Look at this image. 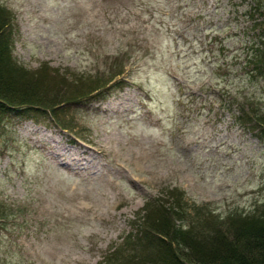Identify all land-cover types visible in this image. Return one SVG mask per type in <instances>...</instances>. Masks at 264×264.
<instances>
[{"label":"rangeland","instance_id":"1","mask_svg":"<svg viewBox=\"0 0 264 264\" xmlns=\"http://www.w3.org/2000/svg\"><path fill=\"white\" fill-rule=\"evenodd\" d=\"M0 5L18 64L98 83L42 122L0 111V264L137 259L123 249L157 200L263 208L264 137L240 115L264 112L251 0Z\"/></svg>","mask_w":264,"mask_h":264},{"label":"trees","instance_id":"2","mask_svg":"<svg viewBox=\"0 0 264 264\" xmlns=\"http://www.w3.org/2000/svg\"><path fill=\"white\" fill-rule=\"evenodd\" d=\"M251 8L262 17L257 23L261 40L256 43L254 63L264 68V0H251ZM12 33V14L0 5V111L3 114L42 122L43 119H37L40 118L37 112L44 118V114L56 112L57 106L61 109L66 101L78 102L94 89L89 84L94 83L95 77L89 75L78 76L76 83H70L67 76L57 78L47 63L35 70L18 64L13 56ZM52 80L54 85L50 83ZM69 91L72 95L65 97ZM253 103L243 104L240 115L244 123L254 116L256 125L251 127L258 128L257 133L264 137V112L252 109ZM191 207L195 215L191 214ZM144 210L139 227L129 236L132 241L128 243L135 250L130 246L123 249L128 253L136 251L137 259L136 255L127 259L113 254L112 264H264V205L222 215L207 207L189 206L177 197L175 201L157 200ZM141 246L145 249L138 252Z\"/></svg>","mask_w":264,"mask_h":264}]
</instances>
